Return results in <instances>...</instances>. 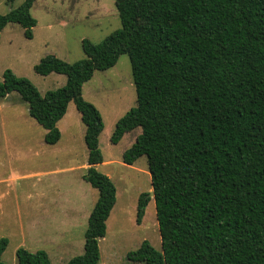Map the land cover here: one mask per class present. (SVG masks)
Instances as JSON below:
<instances>
[{
    "label": "trees",
    "instance_id": "1",
    "mask_svg": "<svg viewBox=\"0 0 264 264\" xmlns=\"http://www.w3.org/2000/svg\"><path fill=\"white\" fill-rule=\"evenodd\" d=\"M13 2L14 0H7ZM36 0L0 14V37L10 22L33 37ZM121 27L100 42L82 40L85 57L68 62L48 54L37 73L65 74V84L42 94L27 77L6 69L0 97L19 92L29 114L58 142V121L74 101L86 125L89 151L83 179L98 190L88 217L84 252L66 264H97L100 238L116 202L104 161L97 106L83 95L96 70L127 53L137 104L111 134L118 143L141 132L123 152L133 164L146 155L151 174L161 248L145 239L128 259L145 264H264V0H116ZM151 197L139 196L137 222ZM0 238V264L8 246ZM18 264H52L43 249L19 247Z\"/></svg>",
    "mask_w": 264,
    "mask_h": 264
},
{
    "label": "rangeland",
    "instance_id": "2",
    "mask_svg": "<svg viewBox=\"0 0 264 264\" xmlns=\"http://www.w3.org/2000/svg\"><path fill=\"white\" fill-rule=\"evenodd\" d=\"M23 1L0 0V14ZM115 2L36 0L31 8L37 19L32 38L26 37L24 28L16 22L8 23L1 31L0 80L9 68L16 75L29 78L42 94L63 86L67 80L65 74L42 75L35 71L34 65L48 54L68 62L84 58V38L100 42L121 27ZM83 95L102 115L104 129L100 134V148L104 162L98 169L112 178L117 189L116 202L107 220V233L100 238L97 264H145L129 260L128 253L145 239L157 249L161 248L153 197L141 222H137L139 196L149 195L153 189L148 159L142 155L133 164L123 161V152L135 141L141 128L126 132L116 144L110 139L117 120L137 104L129 55L121 54L111 68L96 70L84 83ZM58 127L62 133L60 140L55 144L47 143L46 129L29 114L28 103L19 92L0 97V238L6 237L9 241L2 254L4 264H18L16 250L20 246L33 251L45 250L52 264H66L84 252L88 217L98 190L83 179L88 148L84 122L74 101H70ZM47 206L58 207L60 212L65 209L70 217L76 214L74 231L70 233L77 242L70 241L69 245L59 238L61 244L57 245L44 238H30L31 234L44 231L39 227L28 228V215L39 214ZM20 222L26 225L25 229H21ZM55 230L51 231L52 235L57 234Z\"/></svg>",
    "mask_w": 264,
    "mask_h": 264
},
{
    "label": "crops",
    "instance_id": "3",
    "mask_svg": "<svg viewBox=\"0 0 264 264\" xmlns=\"http://www.w3.org/2000/svg\"><path fill=\"white\" fill-rule=\"evenodd\" d=\"M67 111H68V109H67ZM67 111H66V113H67ZM66 113H65V115H66ZM79 114H81V113L79 112ZM64 116L58 121V123H57L58 126H59V122H61L63 120ZM83 129H84V131H86V125L85 124H84V128ZM61 135H62V133H61ZM84 138H85V134H84ZM20 144H22V143H20ZM88 155H89V151H88ZM87 162H88V158H87ZM98 165H97V167H98ZM88 166H89L88 163H84L83 164V167L86 170H87ZM70 168L73 169L74 167L71 166ZM57 208L58 207H48L47 206L46 208H42L41 211H39V214L35 213V215H32V216L28 215V217H27L28 220H29L28 225H27L28 228L34 229V228L39 227V229L44 231L41 234L38 233V232L31 234L30 238L32 240H36V238H38V239L44 238V239L48 240L50 243H55L57 245H60L61 241L59 240L60 241L59 242L58 239L62 238L63 240L65 239V241H63V243L70 245V241H74L76 239L75 237H73L72 233H70V232L74 231L73 228H74V225H75V220H76L75 216H76V214L74 216L70 217L69 216L70 213L68 212L66 214L65 213L66 212L65 209L63 210V212H64L63 213V212H60V210H58ZM63 208H65V207H63ZM77 208H78L77 206L74 207L75 210H77ZM55 209H57V210H55ZM20 226H21V229H25L26 228V225L24 223H22V222H20ZM55 229H57V230H55ZM54 230L57 231L56 235H52V233H51V231H54ZM53 236H54V238H53ZM76 242H74V243H76ZM8 244H9V242H8ZM20 247H23V246H20ZM27 249L30 250V248H27ZM31 251H33V250H31Z\"/></svg>",
    "mask_w": 264,
    "mask_h": 264
},
{
    "label": "water",
    "instance_id": "4",
    "mask_svg": "<svg viewBox=\"0 0 264 264\" xmlns=\"http://www.w3.org/2000/svg\"><path fill=\"white\" fill-rule=\"evenodd\" d=\"M149 197H154V191L152 189L151 193L148 195Z\"/></svg>",
    "mask_w": 264,
    "mask_h": 264
}]
</instances>
